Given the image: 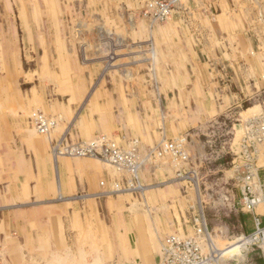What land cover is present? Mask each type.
Returning a JSON list of instances; mask_svg holds the SVG:
<instances>
[{
    "label": "crops",
    "instance_id": "0c3cea01",
    "mask_svg": "<svg viewBox=\"0 0 264 264\" xmlns=\"http://www.w3.org/2000/svg\"><path fill=\"white\" fill-rule=\"evenodd\" d=\"M37 1L54 2L56 8L42 9ZM146 1L16 0L13 5L0 0L1 264H20L24 259L21 251L33 248L39 253L37 259L49 252L51 264L82 261L76 252L83 255L85 250L66 249L69 211L64 204L78 203L75 207L81 209L80 202L74 201L79 195L85 202L98 203L110 196L113 179L106 168L65 158L59 160L54 178L48 157L54 142L63 137L90 142L98 135L120 144L139 140L146 149L190 134L191 149L203 148L207 141L201 140L202 135L210 123L242 109L264 91V23L254 6L248 7L250 0H189L177 6L166 23L143 14ZM12 10L16 12L13 16L7 13ZM80 12H85L83 20H78ZM62 15L66 22L60 21ZM79 23L108 26L114 32L125 29L122 37L138 44L140 51L124 55L123 69L109 70L96 84L101 61L84 67L72 48L73 43L86 41L75 35ZM105 40L96 34L90 43L101 47ZM97 55L101 54L87 53L89 59L101 57ZM24 59L31 63L28 68ZM263 110L264 106H254L244 114L254 117ZM36 113L62 119L53 138L39 136L29 127L30 116ZM238 117L241 122L235 129L232 162L241 161L235 155L240 152L238 140L248 121L246 116ZM161 163L155 161L154 173L145 175L147 184H163L166 174L172 172L170 177L175 176L171 167ZM233 171L230 168L229 178L220 179L221 183H229ZM102 177L109 180L107 190L100 185ZM225 203L228 207L211 208L218 219L210 224L211 229L223 235L250 232L251 216ZM84 212L81 209L82 215ZM132 228L120 222L108 225L104 250H128L133 236L143 233ZM182 232H186L184 227ZM135 251L128 250L130 261L149 263ZM87 256V261L94 259L96 251Z\"/></svg>",
    "mask_w": 264,
    "mask_h": 264
},
{
    "label": "rangeland",
    "instance_id": "374dc122",
    "mask_svg": "<svg viewBox=\"0 0 264 264\" xmlns=\"http://www.w3.org/2000/svg\"><path fill=\"white\" fill-rule=\"evenodd\" d=\"M188 1L189 0H180L178 6L182 4L185 5L188 3ZM4 2H11L14 5V2L16 3V0H4ZM37 6L41 7L42 9H46L47 7H51V9H54L56 8V3L49 2V4H43L42 1H37ZM252 6H254L255 8L253 10H255L254 12L256 13V16L258 17V19H260L261 24H263L264 0H250L248 3V7ZM7 13L13 16L16 12L12 10ZM80 13V15H77L79 18L78 20H83L84 18H86L85 12ZM145 13L146 12L144 8L143 14L147 16ZM172 16L170 17V19L172 18ZM7 18V16L3 17L4 20H7ZM60 21L66 22L67 20L62 15L60 17ZM75 28L74 30L77 38H80V36L86 38L85 43L72 44V48L76 50V54H78L79 61L82 66L85 67L89 63H96L101 61L99 67H102V71L98 79L96 80V84L101 77L103 78L105 74L109 72V70H114L117 68L123 69L122 66L126 63V60H123L122 58L124 55H127L134 49V51H140L138 44H134L135 47H137L135 48L132 43H129L125 39V37H122L125 35V29H116V31L114 32L113 30L109 29L108 26L96 25V27H88L84 26V24L80 25V23ZM20 34L23 35L24 33L20 31ZM96 34L105 36L106 40L103 44H101V47L96 46V44L94 43H90L91 38ZM150 51H154L152 47ZM87 53L101 54L97 55L101 57H92L89 59L87 57ZM103 55H106L107 58H102ZM29 64L31 63H27V60L25 61L24 59L25 68H28ZM96 84H94V86ZM253 97V100L251 99V101L243 104L242 109L238 108V110H232L231 113L234 116H223L220 119L215 120L213 123H210V125L207 127V130L202 135L203 137L201 140L203 142L207 141L206 145H203V148L192 147L191 149V147L189 146V148L191 149V157H195V160L193 158V163H190L189 169L193 168V170L197 172L198 181L196 184H193L181 178L178 179V177L176 176V165L173 159H171L170 157L157 158L151 155V157L146 158L151 149L157 147L158 144L144 149L142 148L139 140L124 141L120 144L114 142L113 140H107L105 137H100L98 135H96L90 142L72 141L65 137L60 139L58 142H54L48 150V157L50 159L49 162L52 167L53 175H55L54 178H57L58 175L56 173V170L58 171L59 160L65 158L69 161L73 160L76 162L88 161L94 164L95 167H99L101 169L106 168L109 172V175L113 179L110 183V196L102 197L101 200L98 201V203H94L92 201L85 202V200L82 198L83 195L76 196V199L78 200L74 198V201L80 202V206L83 212L84 210L86 211L84 212V215L81 214V209H77L75 207L78 206V203L64 204V206H66L65 210L69 211L67 213L68 229L66 233V249L76 248V250L80 251L82 249L85 250L82 253L83 255L76 252L78 257L82 259V261L78 264L134 263L135 261L129 260L128 250L130 251V253L136 250L135 252H140L141 254H143L144 258L146 257V259L148 260V264H155L156 261L158 263L161 259V249L166 239L170 236L175 235L177 232L183 236L182 233L184 232H182V227H184L185 230L187 229L186 226H188V221L192 219L191 217H193V213L199 210L200 205H202L203 207V214L205 216L204 218L209 228H211L210 224H213V222H217L218 220L217 217L212 214L213 211L211 210V208H215L218 206L219 208H222L224 206L228 207L229 205L228 203L219 201V198L224 195L222 193L226 194V192L230 188V185L228 183H225V181H222L221 183L220 179L224 178L225 180H227V178H229L230 175L227 172L231 168L232 158L230 155H227V153H225V150L221 149L220 141H222V138L224 137H233V128H240L239 124L241 120L240 117H238L240 116V114L241 116H246L244 118V120L246 121L253 116L248 117L246 114H244V112L247 113L248 109L254 106H264V91L260 92L258 96L254 95ZM262 113L264 112H261V114ZM258 115H254V117ZM39 116H44L48 121H50L51 123L53 122L54 125L51 126L49 132L40 133L34 128L32 122ZM30 117L29 127L39 136L53 138L52 134L57 131L62 125V119L60 117L48 116L42 113L32 114ZM100 138H104L105 142L101 141ZM84 143L92 145L95 144L94 146L96 153H101L103 145L106 143L113 144L114 148L120 151L130 149V146L133 143L132 148H135L133 151H135L137 156V164L140 165L142 163V160H147L141 166L142 169H139L138 178H135L136 176L131 174L130 171L114 167L96 157H79L77 155L70 156L66 154L67 149L79 148V146L83 145ZM188 143L191 144L192 141H189ZM220 149L223 153L220 152ZM58 153L61 154L59 155ZM206 153L210 155L213 153L216 154L214 155V157L210 156L209 159V156L205 157L207 155ZM158 160H161L162 167H171L176 174L175 176H172V178L170 176L173 174V172L170 175L166 174V179L163 184H147V182H145L144 180L145 175L151 177V174L154 173L156 168L155 161ZM221 164L223 165V167L220 168ZM107 181L109 180L104 177H102V179L100 180L102 189L106 187L108 183ZM228 182L231 181L228 180ZM229 203L231 204L230 206L234 204L233 202ZM227 221H229V219H226L225 222ZM82 222L83 225H81ZM119 222L130 227L132 226V229L136 230L137 233L141 231L143 233L139 235L135 234L133 236V244L132 246H127L128 250H125V248L120 251H107L106 249L104 250V240H106V238L108 239V236L105 232L107 231L108 225H111L112 223L119 224ZM229 235L235 236V234L232 233ZM136 243L138 246V250L136 248ZM120 245L122 246V242H120ZM34 249L35 248L29 250L27 249L26 251H21L22 253L20 252L22 254L21 257H24V259L20 261V264H27V262L29 264H45V262L46 264H51L53 262V260H51V257H49V252H47V254L46 252H43L42 254H40V256L42 255L43 259H37L39 253ZM92 250L96 251V256L94 257L95 261L94 259L87 261L89 260L87 259V255L90 251L92 252ZM69 252L70 254L75 255L74 251V253H72L71 251ZM7 254L8 253H6V255ZM158 256L159 260H157ZM254 263L264 264V257L261 251L255 252V255L253 257V264Z\"/></svg>",
    "mask_w": 264,
    "mask_h": 264
},
{
    "label": "built area",
    "instance_id": "2783aa9c",
    "mask_svg": "<svg viewBox=\"0 0 264 264\" xmlns=\"http://www.w3.org/2000/svg\"><path fill=\"white\" fill-rule=\"evenodd\" d=\"M179 1L147 0L144 5L145 14L154 21L166 22L177 9ZM231 112L230 117L234 116ZM32 124L40 133L49 132L54 125L44 116L35 118ZM232 131H234L233 137H224L220 141L221 149L230 156H232V145L236 140L235 128ZM100 139L105 142L104 138ZM189 141L190 134L175 140L163 141L151 149L146 158L151 155L157 158L170 157L176 165L178 179L196 184L197 172L193 168L189 169L191 161ZM94 145L84 143L79 146L80 149H67L66 154L96 157L114 167L130 171L136 176L135 178H138L139 169L147 160L144 159L140 165L137 164L133 143L130 149L121 151L115 149L113 144L106 143L101 153L95 152ZM238 145L240 152L235 157L240 155L241 161L231 163L234 174L231 182L228 183L230 188L219 199L233 202V208L249 214L253 229L235 236L216 233L209 228L204 218L203 207L200 205L199 210L193 213L192 222L188 221L187 225L191 230L186 229V232L182 233L183 236L176 233L166 239L158 264H252L255 252L260 251L264 257V113L246 122Z\"/></svg>",
    "mask_w": 264,
    "mask_h": 264
},
{
    "label": "bare ground",
    "instance_id": "6f19581e",
    "mask_svg": "<svg viewBox=\"0 0 264 264\" xmlns=\"http://www.w3.org/2000/svg\"><path fill=\"white\" fill-rule=\"evenodd\" d=\"M158 39H159V38H158ZM122 42H123V41H122ZM162 46H163V45H162ZM160 49H161V48H160ZM86 51H87V50H86ZM146 52H147V51H146ZM159 53H160V52H159ZM115 56H116V55H115ZM115 56H114V57H115ZM152 56H153V55H152ZM146 61H148V60H146ZM151 61H152V60H151ZM246 61H247V60H246ZM64 73H65V72H64ZM98 96H99V95H98ZM113 96H114V95H113ZM171 96H172V95H171ZM101 98H102V97H101ZM200 99H201V98H200ZM85 102H86V101H85ZM177 102H178V101H177ZM83 104H84V103H83ZM109 105H110V104H109ZM81 107H82V106H81ZM97 109H98V108H97ZM111 110H112V109H111ZM132 110H133V109H132ZM130 112H131V111H130ZM132 115H133V113H132ZM132 115H131V117H132ZM136 118H137V117H136ZM136 124H137V123H136ZM134 130H135V128H134ZM135 134H136V131H135ZM136 135H137V134H136ZM164 140H165V139H164ZM97 145H98V144H97ZM58 154L60 155V153H58ZM44 156H45V155H44ZM26 157H27V156H26ZM48 168H49V167H48ZM48 170H49V169H48ZM49 172H50V171H49ZM56 172H57V170H56ZM57 173H58V172H57ZM48 174H49V173H48ZM53 176H54V175H53ZM57 176H58V175H57ZM66 176H67V175H66ZM40 179H41V178H40ZM65 179H66V178H65ZM65 179H63V180H65ZM58 184H59V183H58ZM58 184H57V186H59ZM62 184H64V183H62ZM64 185H65V184H64ZM61 186H62V185H61ZM136 190H137V189H136ZM59 191H60V190H59ZM59 191H58V192H59ZM121 191H122V190H121ZM25 192H26V191H25ZM123 192H124V191H123ZM125 192H126V191H125ZM114 193H115V192H114ZM118 193H119V192H118ZM101 194H102V193H101ZM82 197H84V196H82ZM71 198H72V197H71ZM71 198H70V199H71ZM64 200H66V199H64ZM67 200H68V199H67ZM77 200H78V199H77ZM0 211H1V210H0ZM3 221H4V220H3ZM142 240H143V239H142ZM139 242H140V241H139ZM94 264H95V263H94Z\"/></svg>",
    "mask_w": 264,
    "mask_h": 264
}]
</instances>
